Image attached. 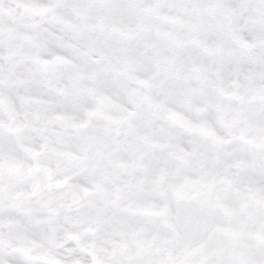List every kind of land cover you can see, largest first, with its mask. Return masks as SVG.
Listing matches in <instances>:
<instances>
[{"label":"snow or ice","instance_id":"snow-or-ice-1","mask_svg":"<svg viewBox=\"0 0 264 264\" xmlns=\"http://www.w3.org/2000/svg\"><path fill=\"white\" fill-rule=\"evenodd\" d=\"M0 264H264V0H0Z\"/></svg>","mask_w":264,"mask_h":264}]
</instances>
